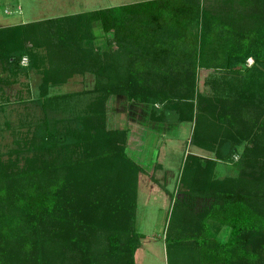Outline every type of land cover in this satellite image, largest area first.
<instances>
[{"label": "trees", "instance_id": "obj_1", "mask_svg": "<svg viewBox=\"0 0 264 264\" xmlns=\"http://www.w3.org/2000/svg\"><path fill=\"white\" fill-rule=\"evenodd\" d=\"M20 73L40 82L0 154V264H136L144 170L108 123L117 96L152 122L194 123L215 156L185 157L167 264H264V0H143L1 28L0 92ZM85 74L94 86L66 113L75 95L49 89ZM218 161L237 175L214 178ZM197 198L209 204L194 214Z\"/></svg>", "mask_w": 264, "mask_h": 264}, {"label": "rangeland", "instance_id": "obj_2", "mask_svg": "<svg viewBox=\"0 0 264 264\" xmlns=\"http://www.w3.org/2000/svg\"><path fill=\"white\" fill-rule=\"evenodd\" d=\"M141 1L143 0H0V29ZM93 31L97 36L94 45L103 47L105 41L100 35V29L95 27ZM26 64V61L20 62L21 67ZM203 72L205 71H200L197 80L200 91L206 93L209 88L203 87ZM94 81L95 77L92 74L76 75L65 85L50 88L49 94L73 93L75 96L65 100L68 108L66 113H69L81 108L84 97L94 86ZM39 82L40 76L36 73L27 75L20 73L13 84L2 87L0 92V154L6 153L11 146L14 139L12 132L13 128L17 127L19 114L22 115L24 111L28 112V109H33L30 102L38 96ZM120 104L112 100L107 111L109 125L128 129L127 140L132 154L130 157L136 162H142L145 167L144 172L139 176L135 221V230L142 234L143 238L140 239L139 246L134 252V261L136 264H167L165 235L174 202L178 197V179L185 157L190 152L209 159H214L215 156L212 151L203 150L192 143L194 123H177L166 128L161 126L162 124L147 119L145 111L148 108L135 109L137 117L135 116L132 121L129 117L130 113L123 110ZM116 110L118 112H114ZM142 119L148 120L149 123L145 124H149L147 126L151 129L156 125L161 126L163 131L158 129L161 135H154L152 138L150 136L143 141V126H138L140 123L143 124ZM129 128L133 131L129 132ZM20 130L25 131L22 128ZM129 137L131 139H128ZM242 149L243 147H240L239 152ZM134 150L136 153H133ZM237 173L238 171L231 164L218 161L214 170V178L234 177ZM208 204L209 202L197 198L191 203V211L194 214L201 213ZM227 234L228 230L221 227L218 237L224 241Z\"/></svg>", "mask_w": 264, "mask_h": 264}, {"label": "crops", "instance_id": "obj_3", "mask_svg": "<svg viewBox=\"0 0 264 264\" xmlns=\"http://www.w3.org/2000/svg\"><path fill=\"white\" fill-rule=\"evenodd\" d=\"M118 98V99H117ZM113 100H116V101H118V102H120L121 104L119 105L120 107H122L123 108V110L125 109V111L126 112H128V114L130 113V115H129V117H130V119H132V121L134 120V117L136 116L137 117V115H136V112L137 111H135V109H138V108H148L147 106H144V105H140V104H128V102L126 101V102H124V100H126L124 97H121V96H117V97H115ZM123 103H126L125 105L123 104ZM148 110L149 109H147L146 111H145V114H147V119H149L148 118ZM114 112H118V110H116V111H114ZM115 114H117V113H115ZM119 114V113H118ZM127 114V115H128ZM125 116H126V114H125ZM141 119V118H140ZM143 120V119H142ZM144 122H143V124H141L140 123V125L138 124V126H143V141H145L144 139H148V138H150V136H151V138L154 136V135H156V136H159V135H161V133H160V131L162 132L163 131V128L161 127V126H165L166 128H169L170 126H168V125H161V126H154V127H152V129H151V127L150 126H147V125H149V124H145V123H149L148 122V120H143ZM108 123H109V119H108ZM134 125H136L135 123H133ZM114 128H117V129H120V127H118V126H115ZM158 129H160V131L158 130ZM133 131V129H130L129 128V132H132ZM128 139H131V137H129ZM143 144H145V142L143 143ZM133 151V150H132ZM127 152H128V154H129V156L131 155L132 156V154H131V150L129 149V143H128V140H127ZM133 153H136L135 152V150H134V152ZM189 154H194V155H198V156H202V155H199V154H197V153H193V152H190ZM133 160H135V159H133ZM138 162V161H137ZM140 163V164H139ZM138 164L139 165H141V167H142V169L143 170H145V167H144V164L142 163V162H138Z\"/></svg>", "mask_w": 264, "mask_h": 264}, {"label": "built area", "instance_id": "obj_4", "mask_svg": "<svg viewBox=\"0 0 264 264\" xmlns=\"http://www.w3.org/2000/svg\"><path fill=\"white\" fill-rule=\"evenodd\" d=\"M23 61H25V59H23ZM251 64H252V60L249 59V60L247 61V65L250 66Z\"/></svg>", "mask_w": 264, "mask_h": 264}]
</instances>
